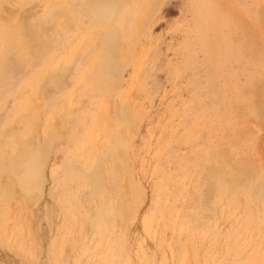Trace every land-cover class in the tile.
Wrapping results in <instances>:
<instances>
[{
    "label": "rangeland",
    "instance_id": "obj_1",
    "mask_svg": "<svg viewBox=\"0 0 264 264\" xmlns=\"http://www.w3.org/2000/svg\"><path fill=\"white\" fill-rule=\"evenodd\" d=\"M86 1L0 0V264H264V0Z\"/></svg>",
    "mask_w": 264,
    "mask_h": 264
},
{
    "label": "bare ground",
    "instance_id": "obj_2",
    "mask_svg": "<svg viewBox=\"0 0 264 264\" xmlns=\"http://www.w3.org/2000/svg\"><path fill=\"white\" fill-rule=\"evenodd\" d=\"M116 0H87L85 3H84V5H85V7H83L84 9L85 8H90V7H92V11H94L96 14H100L101 13V11H103L102 9H103V7H104V5L106 4V5H108V4H110V3H114ZM123 1V0H122ZM136 1V0H135ZM119 3H121V1L119 2ZM123 3H127V2H125V1H123ZM128 3H130V0H128ZM150 3H151V1H150ZM122 4H120V6H121ZM72 6H73V4H72ZM116 6V5H115ZM117 8H118V6H117ZM116 9V8H115ZM89 10V9H88ZM104 11H106V10H104ZM130 10H128V13H130L129 12ZM104 13V12H103ZM127 13V14H128ZM69 15H70V13H69ZM122 17H124V16H122ZM122 17H121V19H122ZM72 19V18H71ZM112 19V18H111ZM34 20L35 21H28V20H22L21 22H19V25H20V30H19V32H20V34H22V36L23 35H25V36H27L33 43H36L37 44V46H38V53L39 52H42V51H45L46 49H45V47H43V45H44V40L45 39H43V36L45 35L44 34V31H43V28L41 27V25H40V21H41V16H36L35 18H34ZM124 20V19H123ZM60 21V20H59ZM18 22V21H17ZM32 23H34V24H32ZM66 23V24H65ZM123 23V22H122ZM64 25H67V22H64ZM100 25V24H99ZM98 25V26H99ZM124 25V24H123ZM101 27H102V25H101ZM100 27V28H101ZM110 27H111V25H110ZM124 27V26H123ZM91 29V28H90ZM97 29V28H96ZM102 29V28H101ZM92 31V30H91ZM88 33V35H89V33H91V32H87ZM86 34V33H85ZM87 36V34L85 35V37ZM71 38V37H70ZM102 38V37H101ZM100 38V39H101ZM17 39V38H16ZM24 39H26V38H24ZM83 39H85V38H83ZM103 39V38H102ZM104 40V39H103ZM113 40V39H112ZM100 41V40H99ZM68 42V41H67ZM80 42H81V40H80ZM103 41H100L98 44H97V47H100L103 43H102ZM114 42V41H113ZM102 43V44H101ZM115 43V42H114ZM117 43V42H116ZM74 44H76V43H74ZM81 44V43H80ZM21 45L23 46V42H21ZM21 45H15V46H7L6 48H4L3 50H4V52L5 53H9V54H13L14 55V57L16 58V61H18V58L16 57V55H20V54H22L23 53V48L21 47ZM99 45V46H98ZM116 45V44H115ZM118 45V44H117ZM73 46V45H72ZM76 46V45H75ZM78 46H80V45H78ZM78 46H76V47H78ZM75 47V48H76ZM106 47V46H105ZM70 48V47H69ZM103 48V47H102ZM107 48V47H106ZM115 48L117 49V46H115ZM54 49H56L55 47H53L52 49H50V50H52V51H54L55 52V50ZM62 49V48H61ZM40 50V51H39ZM71 50V49H70ZM123 51V50H122ZM13 52V53H12ZM71 52V51H70ZM37 53V52H36ZM57 53V52H56ZM55 53V54H56ZM118 53H120L119 52V49H118ZM8 54V55H9ZM68 56H69V54L68 53H66ZM66 54H64L65 56H66ZM72 54H74V53H72ZM106 54H108L109 55V53H106ZM122 54V53H121ZM52 56V55H51ZM72 56V55H71ZM111 56V55H110ZM110 56H108V57H110ZM98 57V56H97ZM122 57V56H121ZM50 57H48L47 59L45 58L43 61H42V59L39 61V63H40V66L38 67V68H41L42 69V67L44 66V65H46L47 63H49L48 62V59H49ZM59 58V57H58ZM111 58V57H110ZM60 59H61V57H60ZM52 60V59H51ZM51 60H50V62H51ZM56 60V59H55ZM72 60V59H71ZM101 60V59H100ZM61 61V60H60ZM110 61V60H109ZM6 62V61H5ZM19 62H20V58H19ZM38 63V64H39ZM54 63H56V62H54ZM50 64V63H49ZM1 66H2V64H0ZM53 66V65H52ZM57 66V65H56ZM88 66V65H87ZM47 67H48V65H47ZM70 67V66H69ZM44 68V67H43ZM87 68V67H86ZM51 71V69H50V65H49V67L48 68H44L43 70H42V72L43 73H47L48 71ZM83 73V72H82ZM97 73H99V72H97ZM39 74V73H38ZM37 76V75H36ZM85 76V75H84ZM83 76V77H84ZM30 77V76H29ZM29 79V78H28ZM27 79V80H28ZM32 79V78H31ZM30 79V80H31ZM81 80H82V78H81ZM44 81V80H43ZM30 84V83H29ZM44 84V83H43ZM34 85V84H33ZM262 85V84H261ZM29 86V85H28ZM37 86V85H36ZM256 86V85H255ZM263 86V85H262ZM25 87H27V86H25ZM24 87V88H25ZM34 87H35V85H34ZM258 88H260L261 89V87H258ZM30 89V88H29ZM264 88H262V90H263ZM36 90H38V87H37V89ZM35 90V91H36ZM262 90H260V91H262ZM264 91V90H263ZM36 92H39V91H36ZM29 93V92H28ZM261 92H259V94H260ZM30 95H31V92H30ZM28 98H29V96H27ZM36 97V96H35ZM34 97V98H35ZM27 99V98H26ZM31 100V99H30ZM40 101V100H39ZM24 102H26V101H24ZM29 102V101H28ZM34 102V101H33ZM105 102V101H104ZM71 103V102H70ZM34 104V103H33ZM26 105H27V103H26ZM26 105H25V108H26ZM28 105H30V104H28ZM31 105H32V103H31ZM30 105V106H31ZM29 107V106H28ZM30 108V107H29ZM29 108H28V110H29ZM27 110V109H26ZM30 110H31V108H30ZM24 111V110H23ZM21 112V111H20ZM30 112H33L32 110L31 111H29V113L28 114H30ZM22 113V112H21ZM21 113H19V114H21ZM24 113V112H23ZM22 113V114H23ZM63 115V114H62ZM28 116H30V115H28ZM32 117V116H31ZM33 117H36V116H33ZM35 120V119H34ZM37 121V120H36ZM4 127H6V125L4 126ZM5 129V128H4ZM42 130V129H41ZM44 135V134H43ZM26 136V135H25ZM28 136V135H27ZM25 139H26V137H25ZM10 141V140H9ZM7 143V142H6ZM9 145V144H8ZM7 145V146H8ZM7 146H6V148H7ZM10 150V149H9ZM25 152H26V150H24ZM9 155H10V153H8ZM22 158H23V155L21 156ZM11 159H14V158H12L11 157V155L10 156H2V155H0V166L2 165V164H8V162H9V164L11 163ZM96 160V159H95ZM18 161V160H17ZM94 164V166L95 167H97L96 165H99V162H97L96 163V165H95V163H93ZM92 167V166H91ZM98 168H100V169H102L100 166H98ZM93 170V169H92ZM92 170H90V172L92 171ZM98 170V169H97ZM93 171H95V169L93 170ZM99 171V170H98ZM96 172H93V174L91 173V175H94ZM101 173V172H100ZM88 175H90V174H88ZM90 175V176H91ZM95 176V175H94ZM211 176V175H210ZM213 176V175H212ZM96 177V176H95ZM97 177H99V176H97ZM17 178H19V177H17ZM100 178V177H99ZM98 178V179H99ZM110 178V177H109ZM211 178V177H210ZM215 178V177H214ZM245 178V177H244ZM97 179V180H98ZM97 180H96V182H97ZM100 180V179H99ZM116 181H117V179H115ZM118 182V181H117ZM213 182V181H212ZM211 182V183H212ZM100 183H101V180H100ZM215 183V182H214ZM237 184V183H236ZM102 185V184H101ZM213 186H212V184H211V188H212ZM5 188H6V192H9L10 191V187H8V186H6L5 185ZM15 194V193H14ZM18 194V193H17ZM14 197V196H13ZM26 197V196H25ZM30 198V197H29ZM30 200V199H29ZM87 202V201H86Z\"/></svg>",
    "mask_w": 264,
    "mask_h": 264
}]
</instances>
